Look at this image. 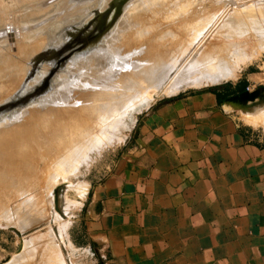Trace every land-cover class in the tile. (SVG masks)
I'll list each match as a JSON object with an SVG mask.
<instances>
[{"label":"crops","instance_id":"obj_1","mask_svg":"<svg viewBox=\"0 0 264 264\" xmlns=\"http://www.w3.org/2000/svg\"><path fill=\"white\" fill-rule=\"evenodd\" d=\"M232 96L208 87L136 118L84 204L100 264H264V131Z\"/></svg>","mask_w":264,"mask_h":264},{"label":"rangeland","instance_id":"obj_2","mask_svg":"<svg viewBox=\"0 0 264 264\" xmlns=\"http://www.w3.org/2000/svg\"><path fill=\"white\" fill-rule=\"evenodd\" d=\"M5 1L6 2L3 0L2 2V0H0V68L2 69V73H5L6 75L0 78V83L6 81L4 82L6 83L4 87L6 91L3 92V100H0V106L10 111L16 107L23 108L22 106H24L25 108L32 105L36 102L37 98L43 96V93L47 92L45 90L49 87H47L45 82L37 86L31 84L32 81L37 78V75L30 77V68L29 73H27V68L30 65V59L28 58V60L27 57L28 55L29 57H33V55L37 54V52L33 51H35V48L40 46L42 42L46 41L47 35L54 32H50V30L56 29V26L58 25H66L69 20H71L75 26L83 25V33H86V36H84L83 39H79L74 43L66 44L64 46V53L61 56H57L58 64L62 63L64 66L71 68L75 63L72 60L73 54L76 51L85 49L86 45L95 41L94 39L99 36H97L96 28L95 31H89V27L92 28L95 22L99 25L103 22L117 23H114L115 26L110 24L112 28L110 34H112V31L113 34L110 35L111 40L108 39L109 37L106 38L110 42L107 41L109 44L108 49L118 51L119 48L121 49L122 47L123 49H129L127 52L133 54L135 51H139L142 47V49H145L146 46L144 47V45L149 43V41L155 40L156 36L163 33L167 35L168 41L173 38L170 41L173 45L170 44L167 45V47H170V49L178 48L179 43L181 44L182 42L177 41V38L183 34V28L187 21L190 20L189 22H192V20H194L197 22L200 17H204L206 20V32L201 35L199 38L201 41L198 40V43H223L221 42L222 39H224L223 35H225L231 27L228 19L241 14V20H243L242 18L247 14L246 11L251 12L249 9H253L254 7V10H252L253 13L264 10V0ZM105 1H108V3L103 5ZM256 6L261 8L256 9ZM121 23H123V25ZM124 24L126 25L124 26ZM117 25H119V27ZM147 25H151L152 28H146L144 32V28ZM153 28L156 29L154 30ZM115 29H117V32ZM150 30H153L154 32ZM168 30L170 31L168 32ZM114 32H116V34H114ZM120 32L122 33L120 34ZM142 32L146 34V37L144 34H141ZM149 32L153 33L152 35L147 36ZM214 33L216 36H214ZM212 36L218 37V39H213ZM116 37L119 39L116 40ZM113 38L116 41L112 40ZM247 39L250 40V38ZM255 40L259 43V40L261 39ZM255 40L253 38L251 41V43L253 42L255 44L248 47L246 57L241 56L240 58L235 59L238 60V62L236 61L237 63L235 62L236 65L238 64L236 79L216 84H202L197 87L192 86L185 89H179L174 93H168L164 90L163 94L161 91V95L159 94L156 98H152L150 104L148 103V105L141 106L138 110H136V108L126 112L123 119L116 123V126L113 129H104L106 134L104 133L105 135L103 134L102 136L103 140H101L103 143L101 142L102 144L100 143L96 148L94 147L92 149L93 151L91 150L89 160H87V163H83L79 167L78 172L73 175L67 174L68 176L63 174L62 176L66 180L58 178L59 180L56 179L50 182V184H48L49 186H47L45 178H39L37 183L35 179L36 184H32L31 186L33 192L32 200L26 203H22L21 201L11 202L12 207L17 208L22 212L19 216L20 218L14 219L11 222L0 218V264L10 262L14 256L19 257L21 264H28V262H30V264H47L48 261L49 264H100L97 252L95 247L91 245L82 218L88 190L91 185L106 176L108 171L112 168L119 150L131 134L136 118L157 100L165 97L180 96L187 92L215 86H223L230 89L232 95H239L241 92L247 91L246 87H250L249 92L258 90V95L252 101H242V104L246 108L239 106L238 109L241 118L245 123L250 124L254 129L264 131V124H255L245 120L243 113V110L253 111L256 115L264 116V47H258L253 52L255 45H257ZM198 43L193 46L190 53L193 54L194 52H192V50H197H194V48ZM80 47L83 48L81 49ZM13 55L15 56L13 57ZM16 57L19 58L17 59ZM102 59L103 58H101V60ZM232 59L234 60V58ZM83 60L85 61V59ZM12 62L16 63V65H18V63L21 64L16 66L17 68L10 69L8 66ZM22 62L24 64H22ZM88 62H94V60ZM96 62L97 64L95 66L93 64H88L89 68L94 66L92 69L93 72L97 71L96 68L101 66L104 59ZM24 65L26 67H24ZM45 66L46 65L43 67ZM62 67L55 65L52 76L58 72L60 74L64 73ZM39 73L41 74V72ZM20 75L24 76V78ZM75 78L76 76H73L71 79L74 80ZM12 81L16 82L14 85L15 87L11 86L7 88L6 86L8 83ZM30 87L35 88L30 90ZM105 90L106 88L99 87L90 89L87 93L90 101L87 104L96 109V106L100 104L101 99L104 97ZM152 91L153 90L150 89L148 94H151ZM12 94L15 95V98H11L9 101L15 100L14 103H17L16 105H11L13 102L7 103L6 101ZM108 100H110V97ZM31 101L33 102L31 103ZM103 106L104 104L102 107ZM252 107L253 109H250ZM87 120L92 121L95 125L92 115H90ZM103 123L104 122H99L98 125H103L101 127L104 128L107 122L105 121V123ZM89 125L90 124H87V127L83 130L86 131ZM107 134L112 136L109 142L107 140L108 136L107 138H104ZM89 136L90 135L85 134L78 139L79 143L83 144V147L87 146ZM61 157L62 153L53 156L46 153L42 156L43 160L50 163L54 170L58 169V167L61 168L63 165V163L59 162L62 161ZM49 171L50 170L42 171V176L48 178ZM57 173L58 172H56L55 175H58ZM66 177L69 178L67 179ZM68 180L70 182H68ZM46 193H48V195ZM24 216L25 218L23 219ZM30 235L35 236L33 239V241H35L30 242L29 240L25 243V240L29 238ZM43 247H45V249ZM42 259L44 261H42Z\"/></svg>","mask_w":264,"mask_h":264},{"label":"bare ground","instance_id":"obj_3","mask_svg":"<svg viewBox=\"0 0 264 264\" xmlns=\"http://www.w3.org/2000/svg\"><path fill=\"white\" fill-rule=\"evenodd\" d=\"M108 1H105L103 5L107 4ZM4 2L6 1L4 0ZM254 8L249 9L251 12H247L245 9L247 14L242 18L243 20H241V14L228 19L231 27L223 35L224 39L221 41L223 43H198L201 35L206 32V20L204 17H200L197 22L194 20L192 22L187 21L183 28V34L177 38V41L182 42L179 43L178 48L170 49V47H167V45H173V43H170L173 38L168 41L167 35L163 33L156 36L155 40L144 45V47L146 46L145 49H142V47L133 54L127 52L129 49H123L121 46L118 51L108 49L109 41L106 38L109 37L108 39L111 40L110 35L113 34V31L110 34L111 25L115 26L117 23L103 22L99 25L95 22L92 28L89 27V31H95L96 28L97 36H99L94 39L95 41L86 45L85 49L74 51L72 60L75 63L71 68L64 66L62 63L58 64L57 56L64 53L66 44L74 43L86 36V33H83V25L75 26L69 20L66 25H58L56 29L50 30V32H54H49L46 41L42 42L40 46L34 47L35 51L33 52H37L36 55L29 57L25 53L28 55L27 59H30L27 73H29L30 68V77L37 75V78L34 77L35 79L31 84L37 86L45 82L49 87L45 90L47 92L37 98L36 102L33 100L35 103L25 108L24 106H22L23 108L16 107L10 111L0 106V214H2L0 218L6 219L8 222L19 219L22 212L12 207L11 202L21 201L26 203L32 200L31 186L32 184L35 185L39 178H45V182L49 186L50 182L58 178L66 180L62 176L63 174L68 176L67 174L73 175L78 172L79 167L89 160L91 150L102 142V136L104 133L106 134V129H113L116 123L123 119L126 112L136 108L138 110L141 106L150 104L152 98L161 95V91L174 93L179 89L192 86L216 84L236 79L238 66L236 63L238 60L235 59L241 56L246 57L248 47L255 44L251 43L253 38L254 40L261 39L259 43L255 40L257 45H255L253 52L258 47H264V10H256L257 13H253ZM259 8L261 7L256 9ZM121 24L123 25V23ZM117 26L119 27V25ZM150 27L152 28L151 25H147L144 32L146 28L149 29ZM149 33L147 36L152 35V33ZM144 35L146 37V34ZM214 36H216L215 33ZM214 38L218 39V37ZM247 38H250V40ZM117 39L119 38L116 37ZM112 40L116 41L114 38ZM197 43L198 45L194 48V50H197H192L193 54L190 53ZM101 58L104 59V62H101V66H97V71L94 70L95 72H93L92 69L97 64L96 61H102ZM91 60L96 63L88 62ZM20 64L18 63V65ZM22 64L24 63L22 62ZM88 64L94 66L89 68ZM18 65L12 62L8 68L14 69ZM44 65L46 66L43 67ZM55 65L64 66L62 67L64 73L60 74L58 72L52 76ZM24 67L26 66L24 65ZM4 75L6 74L2 73L1 69L0 78ZM73 76H76L74 80L71 79ZM22 77L24 78V76ZM15 81L7 82L6 87H13ZM4 82L6 81L0 83V100H3V92L6 91L4 88L6 83ZM98 87L106 88L103 97L105 100L101 99L100 104L94 109V107L87 104L90 101L87 93L90 89ZM33 88L35 87H30V90ZM150 89L153 91L148 94ZM109 97L110 100H108ZM11 98H15V95L12 94L8 100H6L7 98L5 100L7 103L13 102L11 105H16L15 100L9 101ZM235 103L232 105H236L235 107L243 106L244 108L239 99ZM90 115L93 116L95 125L92 121L87 120ZM105 121L107 123L104 128L101 127L103 125H98L99 122L105 123ZM87 124L90 125L84 131L83 129L87 127ZM85 134L90 136L87 146L83 147L78 139ZM111 137L107 134L104 138H107L109 142ZM46 153L51 156L62 153V161H59L63 163L61 168L58 167L54 170L50 163L44 161L42 156ZM45 170H50L48 178L42 176V171ZM53 170L55 173L58 172V175H55ZM68 182L70 181L68 180ZM46 194L48 195V193ZM34 237L30 235L25 243L29 240L34 242ZM45 247L43 248L45 249ZM42 261L44 260L42 259ZM20 262L19 257L14 256L6 264H21ZM47 264H49V261Z\"/></svg>","mask_w":264,"mask_h":264},{"label":"water","instance_id":"obj_4","mask_svg":"<svg viewBox=\"0 0 264 264\" xmlns=\"http://www.w3.org/2000/svg\"><path fill=\"white\" fill-rule=\"evenodd\" d=\"M258 90L254 91H243L239 95H233L230 97V100H235L239 99V102L242 103V101H252L257 95H258Z\"/></svg>","mask_w":264,"mask_h":264},{"label":"built area","instance_id":"obj_5","mask_svg":"<svg viewBox=\"0 0 264 264\" xmlns=\"http://www.w3.org/2000/svg\"><path fill=\"white\" fill-rule=\"evenodd\" d=\"M246 90H247V91H250V87H246Z\"/></svg>","mask_w":264,"mask_h":264}]
</instances>
